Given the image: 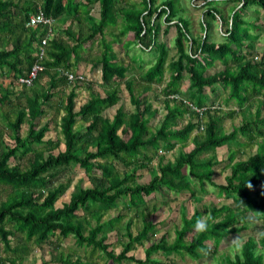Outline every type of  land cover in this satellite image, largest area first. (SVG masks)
<instances>
[{
	"label": "trees",
	"instance_id": "16d2710c",
	"mask_svg": "<svg viewBox=\"0 0 264 264\" xmlns=\"http://www.w3.org/2000/svg\"><path fill=\"white\" fill-rule=\"evenodd\" d=\"M36 1L0 0V121L3 120L6 129L4 132L0 127V188H11L5 200L0 198V245L16 256L14 259L0 260V264H23L31 251L28 245L34 243L42 246L51 243L55 236L63 239L73 236L78 247L91 248L93 254L102 253L112 263L130 261L157 264L151 259L156 252L185 253L199 258L200 252H211L207 242H213L219 248L224 239L246 230L250 212L264 218V142L248 158H237V150L231 152L228 160L231 168L225 179L226 184L217 185L213 181L216 166L219 165L216 156L199 161L202 155L215 154L218 148L226 145L238 148L242 145L254 146L256 138L264 137V131L260 128L254 130L253 126L257 123L253 121H244L242 125L224 132V117H210L205 130H199L203 135L194 138L195 146L189 153L179 155L174 162H161L159 172L148 183L138 181V171L146 169L152 162L148 150L154 152L164 143L165 149L170 151L176 144L186 142L196 128L200 129V124L193 122L195 114L191 113L192 121L177 129L178 120L188 109L184 108L183 103L168 100V114L153 132L150 124L156 112L153 113L152 106L137 97L130 82L126 83V89L135 108L134 113L128 114L121 107L113 119L106 117L105 111L120 102L118 82L126 80V69L114 63L110 45L106 44L101 60L103 86L110 88L105 97L92 92L88 101L76 109V91L81 84L70 83L62 71L71 70V58L78 49H68L59 40L53 41L49 59L44 62L45 69L34 86L21 87V92H16L14 89L18 79L26 76L35 62L34 40L29 39L30 29L26 25L30 15L37 12ZM123 1L100 0L101 18L95 25V32L103 33L111 23H117L118 18L122 17L125 23L122 35L132 33L142 47L150 46L158 51L156 63L146 73L147 80L152 83L162 81L168 57V47L158 41L157 20L165 16L167 24L175 22L177 57L169 64L172 75L164 90L165 96L179 93L185 73L192 83V91L202 92L206 87L218 84L230 89L228 104L235 102L239 107H245L250 100L264 95V63L258 62L256 57L251 59L254 54L252 45L245 47L242 44L248 32L244 14L252 5L264 11V0H203L205 19L215 18L219 2L236 3L232 18H221L222 25L227 26L223 43L211 42L208 32L202 41H197L189 30L190 22L178 17L174 1L167 0L155 7L156 0H142V10L128 9L129 5L123 7ZM67 2L42 0V9L48 17L57 19L71 8L69 3L66 6ZM19 12L23 14L18 20ZM242 28L245 33L240 35L238 32ZM150 37V45H147L145 40ZM216 61L224 64V70L206 77L207 69ZM44 77L49 78V83L39 91L35 87ZM7 80L9 84L5 85ZM64 94L65 98L62 97ZM198 104L204 103L200 100ZM53 112L58 115L54 116ZM46 118L48 121L59 120L64 150H59V139L45 140L50 132V122L42 124ZM80 120L83 126L78 129L76 126ZM25 125L28 131L23 135ZM5 135L12 144H4ZM240 136L246 139L247 144L240 141ZM42 147L47 156L41 151ZM56 150H59L57 155L54 154ZM25 158L27 160L23 165L11 164L12 160ZM117 163L126 169L123 175L117 170ZM75 167L84 170L92 187L79 185L69 202L57 207L60 197L66 193L67 185L52 188L49 184ZM187 176L196 178L203 192L205 183L212 184L219 189L222 197L232 199L236 207L224 205L211 208L204 228L190 242L185 238L197 228L204 214L195 211L191 217L184 215L183 226L175 231V241L169 244L166 238H162L149 246L144 261L129 257L128 253L155 236L157 225L145 222L142 230L135 235L129 223L125 234L128 242L123 251L116 254L107 243L108 235L118 229L125 214H118L106 221H103L104 217L118 209L120 202L129 209L139 208L145 203V197L159 190L175 193L192 191L193 180H188ZM91 219L96 221L95 226ZM10 238L17 242L14 249ZM260 245L262 249L255 238H248L241 252L233 259L228 258L227 264H264V235L261 236ZM73 264H81V261Z\"/></svg>",
	"mask_w": 264,
	"mask_h": 264
},
{
	"label": "rangeland",
	"instance_id": "374dc122",
	"mask_svg": "<svg viewBox=\"0 0 264 264\" xmlns=\"http://www.w3.org/2000/svg\"><path fill=\"white\" fill-rule=\"evenodd\" d=\"M121 1V0H120ZM129 7L133 8L134 10H142V5L136 4L139 3L140 0H128ZM167 0H156V5L155 7L161 5L163 2ZM174 1V8L175 11L178 14V17H182L190 22V31L193 37L197 34L199 37V40L202 41L203 38L207 35H209V39L211 42L215 43H223L226 39L222 32H226V24L222 28V19H229L232 18L235 10L234 8L236 7V3H224V2H219L218 8H217V15L214 16L215 18H206L205 20H202V14L203 11H205L206 8H204L205 4L203 3V0H170ZM131 4V5H130ZM123 5V3H122ZM124 7V5H123ZM238 9V8H237ZM165 18V16H162L157 20V25L161 26L162 20ZM200 20V21H198ZM244 20L246 22V27L245 29H248V32L246 34V39L245 41L243 40V43L245 47L247 45L253 46V56L252 60L256 57L258 59V62H263L264 63V11L257 5H252L250 6L247 11L244 14ZM123 21V23H122ZM198 21V22H197ZM232 21V20H231ZM197 22V24H196ZM57 23V22H56ZM60 23H63V20L60 21ZM98 23V22H96ZM116 25V26H115ZM208 25V27H207ZM125 24L124 20H121V22L117 23H111L109 28H108V33H114L116 29H118L120 32L124 30ZM175 26L174 25H169L168 28L166 29V32L163 34V41L167 44L168 46V53L169 55V60H171L170 57H173L175 55ZM245 29H240V32H238L240 35L245 33ZM160 30V29H159ZM161 31V30H160ZM128 35V34H126ZM128 37L124 42V46L127 45L128 42L132 41V39ZM247 42V43H246ZM134 47V46H133ZM127 48V46H126ZM245 49V48H243ZM136 53L138 52L139 57H143L142 60L145 61V63L149 64L150 66L154 65L158 59V51L153 49V51L149 53H145L144 55L142 54L143 51L141 48L137 47L133 49ZM112 57V56H111ZM149 62V63H148ZM9 80H7V83ZM19 85L15 87L16 92H21L22 88ZM99 91L102 92L101 88H99ZM156 95V98L160 96L159 90H156L154 93ZM83 97H78L77 98V110L81 107ZM196 100L200 101L203 100L202 97H199V95L196 96ZM154 105H163L161 102H152ZM225 103L221 104L224 105ZM249 105V106H248ZM248 109H246L244 112V115H242V119L235 118V119H230V118H225L224 119V131L228 132L231 131L232 126L236 125H242L245 120H249L252 118H256L254 114H252L251 109H257V110H262V105L260 101H251L248 103ZM123 106L129 113H131L132 109L135 111V108L131 105V103L128 102H123ZM235 106H237L235 104ZM239 107V106H238ZM130 108V109H129ZM115 109L112 108L107 112L108 114H105L109 118H113L115 115ZM216 111V110H214ZM220 110H217L216 113H218ZM62 114V113H61ZM54 116H57L58 114H55L53 112ZM48 118V117H47ZM46 119L43 120V123L50 122V132L47 133L45 140L53 139L57 141L58 139L61 141V147L59 150H64L65 146L63 144L64 142V137L61 132V128L58 124L59 120L56 119H50L48 121ZM165 117H159L155 116V118L152 119L151 121V129H158L164 120ZM184 118V121H182ZM178 120V124L176 125L177 129L182 128L183 126L186 125V123L189 120H185V116ZM244 118V120H243ZM196 120V119H194ZM253 120V119H252ZM0 127L2 128V131H6L5 129V124L3 120L1 119L0 121ZM83 122L80 120L78 121L77 128H81L83 126ZM188 123V122H187ZM28 131V126L25 125L22 130V134L25 135ZM4 144L5 145H10L12 144L11 140L7 135L4 136L3 138ZM159 147L161 148H166V145L164 143L160 144ZM181 149V148H179ZM59 150L54 151V154H58ZM164 150V149H163ZM185 150V149H182ZM41 151H44L43 147L41 148ZM45 152V151H44ZM256 150H253L249 153L254 154ZM46 153V152H45ZM183 153H180V155ZM46 156L48 155L47 153L45 154ZM179 153L178 151H174L173 154L165 153L164 154H159V156L154 158V161L150 163L149 166H147L146 169H140L138 171L139 174V182L141 184L148 183L151 181L154 175H156L159 172V162H163L162 164H165L168 160L173 161V159H176L178 157ZM224 155H226V151L222 152L220 149L217 152V157L220 159L221 157L223 159ZM212 157L214 155H211ZM211 156H203V160L211 159ZM243 156V155H241ZM248 158V156L246 157ZM25 159H20L18 160H12L11 164H24L26 162ZM142 161V160H141ZM117 170L123 175V173L126 171L124 166L122 164L117 163L116 165ZM221 170L213 177L214 183L217 185L220 184H226V176L230 172V166L228 165L227 162H223L220 165ZM192 179L187 176V179L192 181L191 183L193 184L192 191L182 193L180 195L175 194V192L171 193L169 190H159L156 192V194L151 195V197H145L147 201V205H143L141 207V218L133 219L131 220L132 222L134 221V224L130 228L131 232L133 234H137L139 231L142 230L143 224L145 221H151V222H156L159 227H157V231L155 232V236H153L150 240L143 242L142 245H137L135 249H133L131 252L128 253V256H134L138 260L144 261L146 259V250L149 246L158 243L161 241L162 238H166L167 243L172 244L175 241L176 235L175 231L177 228H181L183 226L182 219L185 216L191 217L195 211H200L203 212L204 216L202 218V223L204 224L205 220L207 219V214L209 213V210L211 208H220L224 205H228L231 207H236V204L232 199H226L224 196H221V192L219 189H217L215 186H213L210 183H205V192L201 190V185L196 181V178L191 177ZM60 184H65L67 185V190L64 195H62L57 202L56 206L57 207H62L64 203L69 202L71 194L76 191L77 187L82 185L84 188H90L92 187V183L90 182L89 178L85 174L84 170L81 169L80 167H75L67 171L66 173L58 176L55 180L50 182L49 187L51 186L56 187ZM0 198L3 200L6 199L7 195L11 192V188L7 187H2L0 188ZM177 196V197H176ZM123 201V200H122ZM165 201H175V205H171L172 209L170 211L168 210L167 206H164ZM154 205V206H153ZM186 208L182 210L184 212V215L178 213L179 208L178 206H183ZM156 208V211L152 213V208ZM132 211V210H131ZM134 211L130 212L129 208H126L121 204L118 207V209H115L113 211H110L103 219V221L111 219L113 216H116L118 214L124 215L125 217L121 220L120 224L118 225V229L116 231H113L109 234V238L107 240V243L110 245L111 249L114 250L116 254H120L123 251V247L127 244L128 240L125 237V234L127 232V225L130 222V215L134 217ZM147 213H149V218L147 217ZM92 220V219H91ZM247 224L248 227L246 230H243L241 233L236 234V235H231L227 239H224L222 243L220 244L219 248H216L214 246L213 242H207L208 247L211 249V252H200V257L199 258H193L187 254H174V253H163V252H156L151 256L152 260L157 261V264H227L226 260L228 258L233 259L234 256L238 253L241 252L242 246L244 242L250 238L253 237L255 238L258 243H259V248L262 249V246L260 245V240L261 236L264 235V218L262 216H257L253 212H250L249 215H247ZM92 225H96V221L92 220ZM201 230V229H200ZM199 232V230L196 228L194 229L193 232L188 233L186 236V241L190 242L193 237ZM11 239V238H10ZM12 240V239H11ZM14 240V239H13ZM12 240V241H13ZM75 240L71 237L68 239V242H65L63 247H55L53 245H50V243H45L42 246L37 245L34 243H31L28 245L31 249L29 256L26 257L27 264H43L45 261L50 263V259H52L55 255L59 256L62 254V252L67 253L69 250L74 251L72 249H76L75 251H78L79 256L82 258H85V254L88 253L90 255L92 254V249H81V248H76L75 245ZM14 247L17 246V242H13L12 244ZM5 247L3 245H0V253H2L3 257L6 255H12V253H8V250H4ZM99 253V252H98ZM101 255H103V260L100 258ZM98 264H136L134 262L130 261H124L123 263H112L109 261V259L102 253H99L98 255ZM91 264V263H89Z\"/></svg>",
	"mask_w": 264,
	"mask_h": 264
},
{
	"label": "crops",
	"instance_id": "0c3cea01",
	"mask_svg": "<svg viewBox=\"0 0 264 264\" xmlns=\"http://www.w3.org/2000/svg\"><path fill=\"white\" fill-rule=\"evenodd\" d=\"M67 1L68 2L66 3V6H68V3H69L71 8H68L65 15L55 19L53 36L51 37V39H50V41L46 47V60L49 59L48 58L49 53H50V50L52 48V43L54 40H59L68 49H72V48L78 49V51L72 55V58H71L72 68H71V70H68V71L73 72L75 74H82L86 77V81L84 83H79V84H81V87L79 89H77V91H76L78 93L77 98L79 96L84 98L81 106L88 101L92 92L99 94L101 97H105L106 91H110V88H106L103 86V80H102V73H103L102 67L103 66L101 64V60L103 59L104 52L106 49V44H108V45H110L111 50H112V55H113L112 58H113L114 63L117 65H120L126 69V80H124L122 82H118V85H117L118 89H119L118 96L120 97V102L116 106L112 107V108H116L115 114L119 108H121V107L124 108L123 102L129 101L131 103L130 95L128 93V90L126 89V83L127 82L133 83V87H134L135 94L137 95V97H141L142 101L147 102L148 105L152 106L153 113L156 112V116H159V117H165L168 114V110L166 108V102L168 100L175 102V103L180 102V101L177 102V101L171 99V97L175 96V95L179 96L183 101L184 100L190 101V102H192L195 105L200 106V107L201 106H209V107L214 106V107H216V109H215L216 111H214V109H211L205 114L204 119L201 120V123L203 122L204 125H206L209 122V119L212 116H215V117L220 116V117H224V119L230 118L231 120L235 119V118L237 119L239 117H240V119H242V115H244V113H245L244 111L249 108L248 104H247L248 106L246 105L245 107H238V105L235 102H230L228 104L227 100H228V96L230 93V89H226L221 84H218L214 87H206L204 89V91H202V92L192 91V89H191L192 83L190 82L189 76L187 73L184 74L183 80L180 83L179 93L173 94L170 97L165 96L164 90L167 87L169 80L171 78V75H172L169 64L173 60H175L177 57L176 49H175V55L173 57H170L171 60H169V58H168L170 55L168 53L166 70H165L164 77H163L162 81H160L158 83L157 82L152 83V82L147 80L146 73L154 65L150 66L149 62H148L149 64L145 63V61L142 60L143 57H139L138 52L136 53L133 49H135L137 47L141 48V50L143 51L142 54L144 55L145 53H149V52L153 51V47H150V46H148L146 48L142 47L140 45L139 41L133 37L132 33H128V35H122V31L120 32L118 29H116L114 31V33H108L109 27L106 28L104 30V32L101 34L95 32V29H94L95 25L99 23L100 18H101L100 0H67ZM36 2L38 4V8H37V11H38L40 8L42 9L43 3H42V0H38ZM129 3L130 2L128 0L123 1L124 6H128ZM135 3L142 5V0H140L139 3H137L135 1ZM21 14H23V12L18 13V15H17L18 20L20 19ZM201 16H202V20H205L204 15L202 14ZM61 20H63L62 24L60 23ZM121 20H123L122 17H119L117 22L119 23V22H121ZM198 21H200V20H198ZM96 22H98V23H96ZM197 22H196V24H197ZM122 23H123V21H122ZM173 23H175V22H173ZM173 23L167 24L165 21V18L162 20L161 26L158 27V30L159 29L161 30V31L159 30V34H158V41L160 43L166 44L163 41V34L166 32V29L168 28V26L173 25ZM26 27H27V25H26ZM27 28L30 29V31H29L30 35H28L29 39L34 40L33 48H34V57H35V54L38 50L39 43L45 35V30L43 28H30V27H27ZM222 28H223V25H222ZM174 29H175V36H173V37L176 39L177 31H176V28H174ZM221 33H223L225 36L226 32H224V31L222 32V29H221ZM198 35L199 34H197L195 36V39L197 41H200ZM128 37H130L132 39V41L127 43V45H126L127 48H126V46H124L123 42ZM150 39H151V37L149 39L145 40V43L147 45H150ZM166 46H167V44H166ZM44 66H45V64H44ZM224 68L225 67H224V64L222 62L216 61L212 67L207 69L205 76L206 77L213 76V75L223 71ZM48 83H49V78L44 77L41 80V82H39V84L36 85L35 88H37V90L39 89V91H41L42 89L47 87ZM8 84H9V82L7 83V81H5V85H8ZM70 88L71 87H69V89ZM99 88H101L102 92L99 91ZM66 90L67 89H65V91ZM156 90H159V92H160V96L157 98H156V95L154 94L156 92ZM197 95H199V97L203 98V100H202V102L204 103L203 105L198 104L199 101L196 100ZM62 97L65 98L66 95L64 94V95H62ZM77 98H76V103H77ZM154 101L161 102V103H163V105H154L152 103ZM251 101H256V102L260 101V103L262 105V110L260 112H259V110L255 109V108L251 109L252 114H254L256 116V118H252L253 120L250 119V121H253L252 123H257V125L253 126L254 127L253 129L257 130V128H260L261 130L264 131V95L262 97H258L257 99L250 100V102ZM180 103H182V102H180ZM223 103H225V104L221 105ZM235 104L237 106H235ZM112 108H109L108 110H106L104 115L108 114L107 112H109V110H111ZM184 108H186V107H184ZM130 110H131V113H134V111L132 109H130ZM217 110H220V111L218 113H216ZM125 111L128 114H130L127 111V109H125ZM61 113H62L61 114V116H62L63 112H61ZM191 113L192 112L188 109L187 113H185L182 117H180V119L185 116V120H189L187 122L192 121L191 120V118H192ZM229 115H232V116L230 117ZM195 117H196L195 118L196 120H193V122H196V123L202 125L200 123V120L198 119V116L196 115ZM153 118H155V117H153ZM243 120H244V118H243ZM259 120H260V122H259ZM182 121H184V118ZM245 121H249V120H245ZM261 121H262V123H261ZM187 122H184V123L187 124ZM223 122H224V120H223ZM150 126H151V124H150ZM224 126L225 125L223 123V130H224ZM236 126H238V125H236ZM232 128H233V126H232ZM156 130L157 129H154V130L152 129L153 132H155ZM199 130H200L199 128H196L195 131L191 134V136L189 137V139L186 142L176 144V146L170 151H167L165 148L158 147L157 150L154 149V152L152 149H150V151L148 150L147 153L151 157L152 162L154 161L155 157L159 156V154H164V152L166 154L167 153L173 154V152L177 150L179 155H180V153H189L195 146L194 145V142H195L194 138L195 137L197 138L198 136L203 135V133H201L202 131L200 130L201 132H199ZM263 136H264V134H263ZM245 140L246 139H243L240 136V141H242L244 144H247V142ZM263 142H264V137H262V138L258 137V138H256V142H255L256 144H254V146L253 145L252 146L242 145L241 147L238 148L236 146L226 145V146H223L221 148H218L217 151L215 152V154H204V155H202L199 158V161L200 162L205 161V160H203L205 158V157L203 158V156H211V155L216 156V159H217V162L219 165L216 166V172L214 174V176H215V175H217L219 170H221V168H220L221 163L227 162L231 168V163L228 160H229V156L233 150L239 151L237 158H240V157L244 158V157L252 155V153H249V152H251L253 150H256V152H257L259 149V145L262 144ZM179 148H181V149H179ZM182 149H185V150H182ZM220 149L222 150V152L226 151V155H224L225 159H223L222 157L220 159H218L219 157H217V152ZM241 155H243V156H241ZM210 158H212V156ZM207 160H210V159H207ZM174 161H175V159H173V161L168 160L167 162H165V164H167L169 162H174ZM159 164H160V162H159ZM149 165L150 164H148V166ZM213 181H214V179H213ZM171 193H173V192H171ZM182 193H185V192H182ZM182 193H175V194L180 195ZM149 197H151V196H149ZM147 204L148 203L145 199V203L142 204L139 208L135 207L133 209H129L130 212L134 211V213H133L134 217H132L130 215L131 219H130L129 223H130L131 227L134 224V221L132 222L131 220H133L134 218L135 219L141 218V214H142L141 207L143 205H147ZM171 205H175V201L174 202H171V201H165L164 202V206H167L169 211H170V209H172ZM123 206H125V205H123ZM178 208H179L178 213H180V214L182 213L184 215V212L182 211V210L186 209L184 207V205L178 206ZM155 211H156V208L153 207L152 213ZM147 217L149 218V213H147ZM145 222H151V221L148 220ZM153 223L157 225L156 222H153ZM157 227H159V226L157 225ZM71 237L75 240V238L73 236H70L66 239H63L59 236H55L52 238V240H51L52 242L50 243V245H53L57 248L63 247L65 242H68V239ZM13 242H16V240H13L11 243L13 244ZM75 244H76V240H75L74 245ZM76 246L77 245H75V247ZM15 247L12 245L13 249ZM76 248L78 249L80 247L77 246ZM83 248L88 249L85 247H83ZM83 248H81V249H83ZM4 250H8V249L5 247ZM72 250H74V251L69 250V252H67V253L62 252V254L59 256L55 255L52 259L49 260L50 263H48L47 261H45L44 263L45 264H73V263H76L78 261H81V264H89V263L98 264V261H97L98 259H96V258H98L97 255L99 253L93 254V251H92L93 255H90L87 251V253L85 254V258H82L81 256H79L78 251H75L76 249H72ZM7 252L12 253L11 250H8ZM8 258L14 259V258H16V256H14L12 253L11 256L6 255L5 257H3L2 253H0V260H8ZM100 258L103 260V258H104L103 255H101ZM26 261H27V259L25 258L23 264H27Z\"/></svg>",
	"mask_w": 264,
	"mask_h": 264
},
{
	"label": "built area",
	"instance_id": "2783aa9c",
	"mask_svg": "<svg viewBox=\"0 0 264 264\" xmlns=\"http://www.w3.org/2000/svg\"><path fill=\"white\" fill-rule=\"evenodd\" d=\"M54 26H55V19L52 17H48L43 9H39L36 13L32 14L29 18V21L27 23V27L30 28H43L45 30V35L41 39L38 50L35 54V62L28 72V74L24 77H20L18 79V85L20 87H26V88H32L35 84V82L38 80L39 75L42 71H44L45 66L44 62L46 60V47L53 36L54 32ZM257 59V58H256ZM62 74L67 78V80L70 83L80 82L84 83L86 81V77L82 74H75L70 71H62ZM171 99L182 102L185 104V107L189 109L192 113L195 114V116H198V119L201 120L204 119L205 114L211 110L216 109V107H200L195 105L194 103L190 101H183L179 96L175 95L172 96ZM196 118V117H195ZM202 125H200V130L203 132L205 130V125L202 122Z\"/></svg>",
	"mask_w": 264,
	"mask_h": 264
},
{
	"label": "clouds",
	"instance_id": "9594fccd",
	"mask_svg": "<svg viewBox=\"0 0 264 264\" xmlns=\"http://www.w3.org/2000/svg\"><path fill=\"white\" fill-rule=\"evenodd\" d=\"M204 228V224L202 222H198L197 223V229L200 230V229H203Z\"/></svg>",
	"mask_w": 264,
	"mask_h": 264
}]
</instances>
